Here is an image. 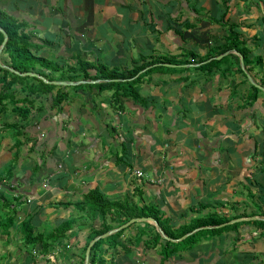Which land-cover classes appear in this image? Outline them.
Wrapping results in <instances>:
<instances>
[{"label":"crops","instance_id":"0c3cea01","mask_svg":"<svg viewBox=\"0 0 264 264\" xmlns=\"http://www.w3.org/2000/svg\"><path fill=\"white\" fill-rule=\"evenodd\" d=\"M223 2L225 20L236 25L250 55L264 50V0ZM0 10L23 24L33 54L63 68L75 56L124 67L149 53L178 55L188 49L201 55L206 46L221 44L226 31L216 21L222 0H0ZM261 56L264 63V52ZM1 57L6 60L0 55V63ZM233 61L229 74L221 69L208 77L192 70L151 74L137 87L143 106L122 99L114 109L108 90L72 95L64 88L68 100L59 111L50 108L47 94L39 97L42 108L31 105L23 119L11 104L0 109V169L10 163L12 148L21 154L9 176L0 173V218L12 208L16 223L8 228L15 236L0 233V264H87L85 248L99 238L88 240L101 217L76 211V204L92 189L108 200L153 204L172 225L211 211L228 217L225 223L238 222L235 228L202 234L198 253L191 248L194 241L164 257L162 239L177 242L194 230L171 239L154 219L135 220L114 241L97 246V264H226L228 256L230 264H262L256 248L237 251L235 241L252 244L264 237V224L244 222L264 221V99L256 94L248 103L250 91ZM253 73L254 80L262 74ZM19 86L7 90L13 99L22 97ZM237 93L244 102L236 100ZM15 129L21 132L17 146ZM134 170L142 175L136 177ZM30 214L38 229L68 217L73 225L40 253L22 243L17 229ZM124 219L122 214L113 217L109 230L129 220ZM155 232L161 238L145 246ZM206 240L212 247H205Z\"/></svg>","mask_w":264,"mask_h":264},{"label":"trees","instance_id":"16d2710c","mask_svg":"<svg viewBox=\"0 0 264 264\" xmlns=\"http://www.w3.org/2000/svg\"><path fill=\"white\" fill-rule=\"evenodd\" d=\"M223 1L224 0H222L223 12L216 21L225 25L226 31L222 37V43L216 44L217 49L214 53L205 52L200 55L197 53L195 54L188 49L180 50V54L178 55H159L156 53H149L147 55H140L137 61L124 67L90 62L83 60L78 56L74 57V63L71 66H66L65 68L55 62L52 63L45 57L37 56L31 52L29 47L34 45L28 40L27 35L22 31L23 24L17 22L13 17L0 10V28L4 30L6 34V41L0 51V55L4 54L6 56V60L1 57V63L5 64V66L0 65V109H3L6 104H11L13 110H15L20 118L23 119L31 105H36V109L42 108V102L39 97L47 94V99L50 101V108L59 111L61 103L68 100V94L62 90L68 86L72 87L74 91L78 89L87 90L91 94L102 90H108L110 92L109 102L114 109H119L122 106V99H131L143 106L145 105V99L140 95L137 87L144 78L149 80L151 74L181 73L192 70L208 77L212 74V70L216 71L218 69H221L220 72L222 74H229L231 72V63L228 62V59L231 57L235 60L233 61L235 72L240 73L243 76V82H246V76L239 66L238 56L236 54L229 52L220 58H214V56L227 50L235 51L241 55L243 67L248 74L251 71L254 72L252 75L262 73L258 80H254L253 77L252 79L257 84L264 87V63L262 62V56L256 54L251 56L250 50L246 46L245 41L240 38L239 33L235 30L236 25L230 21L228 22L227 19L225 20L224 15L226 4ZM191 25L192 24H185V27ZM1 40L2 34L0 32V42ZM206 48L208 47L206 46ZM191 62L196 64L188 65ZM223 62H226V65L222 66ZM9 68L18 73L11 71ZM23 72H33L37 74V76L21 75L20 73ZM56 74L58 75L56 76ZM53 80L78 82L58 85L52 94L51 91L56 85L47 81ZM14 83L20 84L19 91L22 93V97L17 99H13V95L7 92L8 88ZM249 87L252 92L248 96V103L251 104L255 100L256 94L261 91L250 83ZM4 99H9V102L3 104ZM18 103H21V105H18ZM20 133L21 132L15 129L13 137L14 139L16 138V141L14 142V145L16 146L20 142L17 140L21 135ZM15 153L12 155L10 165L4 168L7 176L10 175V172L16 163L17 155ZM14 205H16V203ZM7 206L9 207V204H7ZM76 209L79 211H85L89 216H92L93 213L97 212L101 217V222L98 228H91L88 240L112 228V224L108 223V221H113V217H116L119 214L124 215V220L134 217H151L157 222V225L163 234L171 239L178 238L185 233L194 230L190 234L185 235L182 239H179L177 242H172L169 239H162L165 244L164 249L162 250L164 257L176 249L191 247L195 239L202 234H214L229 227L235 228L238 224V222L225 223L229 220L228 217L215 211H211L205 212L200 216H195L187 223L172 225L170 224L169 218L159 214L156 206L153 204L142 202L138 205L128 202L125 198L108 200L96 189L86 192L83 195L82 201L76 204ZM10 210H12V213H8L4 218H0V233L7 232L8 228L13 223L14 210L12 208H10ZM31 217L32 214L26 215V217L22 218L18 222L17 229L21 234L22 243L37 247L40 253H46L48 247L56 244L59 241V238L64 236L73 225L72 218L68 217L57 225L44 226L38 229L30 221ZM244 222L255 223L258 225L264 224L263 220L257 219L245 220ZM123 230L124 227L119 228L104 237L97 238L90 246V254L87 264H97L100 260V258L97 259L94 256V250L97 246L104 241H114ZM159 238H161L160 235L155 232L151 240L145 242V246L149 247L154 245ZM169 244L173 247L166 250L165 247Z\"/></svg>","mask_w":264,"mask_h":264},{"label":"rangeland","instance_id":"374dc122","mask_svg":"<svg viewBox=\"0 0 264 264\" xmlns=\"http://www.w3.org/2000/svg\"><path fill=\"white\" fill-rule=\"evenodd\" d=\"M185 28V27H184ZM184 28H182L183 29V31H184ZM212 35H214V36H216V34H212ZM214 40H215V38H213V37H211L210 38V42H213L214 43ZM216 49H217V47H216V45H213V44H211L210 45V48H204L202 51H204V52H209V53H214L215 51H216ZM264 52V50H258L257 49V51H256V55H261L262 53ZM196 54V53H195ZM215 57V56H214ZM230 60H231V58H229L228 59V62H230ZM226 62H223L222 63V66L223 65H226L225 64ZM0 65H2L1 63H0ZM154 75H157V73H153ZM57 75V74H56ZM243 77V76H242ZM244 84L248 87V91H250V93L252 92V90L250 89V87H249V82L248 81H246V82H244ZM69 87V88H68ZM67 87V89H69L70 91H69V94H74V89H72V87H70V86H68ZM78 90H81V89H78ZM249 93V94H250ZM257 95L259 96V97H261L262 99H264L263 97H264V92L263 91H261V92H258L257 93ZM238 97H241L240 95H239V93H237V96H236V100H241V101H245V100H242V99H238ZM242 98V97H241ZM260 104H261V102H260ZM259 104V107H256V108H260L261 107V105ZM245 105V104H244ZM252 106H255L254 104L252 105ZM253 111H256V109H254ZM257 114V113H256ZM255 114V115H256ZM98 124H99V122H98ZM15 148H12V150H11V155H13L15 152ZM16 155H17V157H16V159H17V161H18V157L21 155V154H19V152H16L15 153ZM235 157V161L236 162H239V156L238 155H235L234 156ZM10 165V163H8V164H6L5 166H3L1 169H0V173L2 172L3 173V170H4V168H6V167H8ZM14 167H15V164H14ZM76 211H79L78 209H76ZM14 228L16 227V223H14V225H12ZM9 235H14L15 236V233L13 232V228H11L10 230H8V236ZM207 237H210V235H207ZM199 239V237L197 238V239H195V241L196 242H194V244L192 245V250H193V253H198V252H200V250H201V248H203V247H201V246H199L198 244H201L202 243V241H197ZM206 242V245H205V247H208L209 246V248L210 247H212V245H208V243H207V240L205 241ZM232 243H234V242H232ZM235 244H236V247H235V250H237V251H240V250H242V251H244L245 249H252V246L254 247V248H256L258 251H259V253L261 254V255H263L262 257H264V237H263V239H257V238H254L253 239V243L252 244H245V243H239V242H236L235 241ZM21 245V244H20ZM17 245H14L13 244V247L12 248H15V250L17 249ZM29 248H32V246L31 247H29ZM19 249V248H18ZM233 259H234V257H233V255L231 256ZM10 260V259H9ZM15 260H16V258H15ZM2 263H4V264H12L11 262H9L8 260H6V263H5V261L4 260H2ZM25 263V262H24ZM231 263V261H230V256H228L227 258H226V264H230ZM261 263L262 264H264V258H262L261 259Z\"/></svg>","mask_w":264,"mask_h":264},{"label":"water","instance_id":"95a60500","mask_svg":"<svg viewBox=\"0 0 264 264\" xmlns=\"http://www.w3.org/2000/svg\"><path fill=\"white\" fill-rule=\"evenodd\" d=\"M0 32H1V34H2V40H1V42H0V50H1V48H2V46H3V44H4V42L6 41V34H5V32H4V30H2L1 28H0ZM229 52H233V53H235L237 56H238V62H239V66H240V68L242 69V71L244 72V74H245V76H246V79H247V81L250 83V84H253L256 88H258L260 91H263L264 92V87L263 86H260L259 84H257L253 79H252V77L245 71V69H244V67H243V62H242V58H241V55L240 54H238L237 52H235V51H224V52H222V53H220L219 55H216L214 58H220L221 56H223V55H225V54H227V53H229ZM11 71H13V72H15V73H18L17 71H15V70H13V69H11V68H9ZM21 75H30V76H32V75H34V76H37V74H35V73H33V72H23V73H20ZM47 82H50V83H53V84H56V85H65V84H73V83H77L78 81H76V82H72V81H62V80H53V81H47ZM135 220H150V221H152V218L151 217H138V218H131V219H129L128 221H126L124 224H121V225H119L118 227H116V228H114V229H111V230H109V231H106V232H104V233H102L101 235H99V237H104V236H106L107 234H109V233H112L113 231H115V230H117V229H119V228H122V227H124V226H126V225H128L129 223H131V222H133V221H135ZM94 240H95V238L94 239H92L89 243H88V245L86 246V248H85V257L87 256V253H88V251H89V247H90V245L94 242Z\"/></svg>","mask_w":264,"mask_h":264},{"label":"built area","instance_id":"2783aa9c","mask_svg":"<svg viewBox=\"0 0 264 264\" xmlns=\"http://www.w3.org/2000/svg\"><path fill=\"white\" fill-rule=\"evenodd\" d=\"M60 165H57V167H59ZM134 175L136 176V177H140L142 174H141V172L139 171V170H135L134 171Z\"/></svg>","mask_w":264,"mask_h":264},{"label":"clouds","instance_id":"9594fccd","mask_svg":"<svg viewBox=\"0 0 264 264\" xmlns=\"http://www.w3.org/2000/svg\"><path fill=\"white\" fill-rule=\"evenodd\" d=\"M135 171V170H134ZM140 171V170H139ZM141 172V171H140ZM142 174V173H141Z\"/></svg>","mask_w":264,"mask_h":264}]
</instances>
